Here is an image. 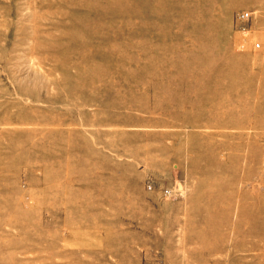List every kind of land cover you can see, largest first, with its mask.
Returning <instances> with one entry per match:
<instances>
[{"label":"rangeland","instance_id":"374dc122","mask_svg":"<svg viewBox=\"0 0 264 264\" xmlns=\"http://www.w3.org/2000/svg\"><path fill=\"white\" fill-rule=\"evenodd\" d=\"M0 264H264V0H0Z\"/></svg>","mask_w":264,"mask_h":264},{"label":"built area","instance_id":"2783aa9c","mask_svg":"<svg viewBox=\"0 0 264 264\" xmlns=\"http://www.w3.org/2000/svg\"><path fill=\"white\" fill-rule=\"evenodd\" d=\"M249 16H250L249 13H241V14H239V16H238L237 19H238V20L247 19V18H249ZM257 47H259V45H257ZM171 192H172L171 190H167V191H166V194H167V195H169V194L171 195Z\"/></svg>","mask_w":264,"mask_h":264}]
</instances>
